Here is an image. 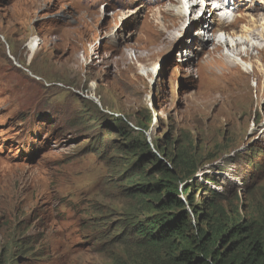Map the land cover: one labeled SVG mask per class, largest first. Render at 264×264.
I'll return each mask as SVG.
<instances>
[{
  "label": "rangeland",
  "instance_id": "rangeland-1",
  "mask_svg": "<svg viewBox=\"0 0 264 264\" xmlns=\"http://www.w3.org/2000/svg\"><path fill=\"white\" fill-rule=\"evenodd\" d=\"M191 1L0 0V264H264V0L216 2L246 70ZM168 193L187 238L153 244Z\"/></svg>",
  "mask_w": 264,
  "mask_h": 264
},
{
  "label": "trees",
  "instance_id": "trees-1",
  "mask_svg": "<svg viewBox=\"0 0 264 264\" xmlns=\"http://www.w3.org/2000/svg\"><path fill=\"white\" fill-rule=\"evenodd\" d=\"M143 190L147 193H149L150 190L156 191L155 188H144ZM158 202L155 203V208L157 209V211H172L173 213L171 217H169L168 215H163L161 216V218L156 219L155 222H151L150 224L143 226L141 229H139L140 232H146L145 235L148 236L151 243L157 245L173 243L175 239L186 240L188 224L187 218L185 216V202L170 193H168L164 199H159ZM176 210L178 211V213H176ZM149 227L150 231H147ZM247 232V227L237 225L232 229L231 237H240ZM254 246V250L257 251L256 255L260 259H262L264 254L262 253L260 244L257 243L254 244ZM202 251L206 252L207 250L202 249ZM194 255L195 253L191 251H181V257L179 258V261L183 264H197ZM216 263L223 264V261L216 260Z\"/></svg>",
  "mask_w": 264,
  "mask_h": 264
},
{
  "label": "bare ground",
  "instance_id": "bare-ground-1",
  "mask_svg": "<svg viewBox=\"0 0 264 264\" xmlns=\"http://www.w3.org/2000/svg\"><path fill=\"white\" fill-rule=\"evenodd\" d=\"M176 2L177 3L171 4L170 8H169V9H171L173 11V13L176 16V18H177V16L179 18H183V17L187 18V19L189 18L190 22H194L196 20V18L195 17H191V16H192V14L195 12V10L197 8L196 3L193 4V1H191V0H189L187 2H183V0H176ZM207 2L204 1L203 3L205 5H207V7L209 8V6H210L209 3L210 2L209 3H207ZM215 5H216V2H215ZM220 6L222 8L215 6L210 11L215 17L212 20L211 19L209 21L207 20L208 24H210L211 26L214 25L215 23H218V26H219V29H218L217 33L215 34L216 35L215 39L218 40V47L214 50V52L219 51L220 47L223 46V48L226 49L230 53V55L228 54L229 55L228 57L232 59L233 63L235 64V63H237L236 60H239V62L241 63V66L243 67V69L246 70V69H248V66H250V64H248V61H245L241 57L242 56V51H243L245 46H249L250 44H251L250 47L258 48V46H256V44L253 43L255 41V39L253 38V35H255V30L256 29H254V28L251 29L253 26L251 28H249L248 26L243 25L240 28L239 33L237 31H234L231 34L227 33L226 32V29H227L226 27L227 26H226L225 20H224L225 18H222V16L224 17V15H226V14H223L224 12L228 13L227 10H228V8H230L231 5H228V3H225V4H222ZM219 13H220V16H219ZM227 16H228V14H227ZM261 16H262V14H261ZM217 17H220V19L217 20ZM244 19H245V17H243V16L242 17H237L233 22H238L239 20H241V21L243 20L244 21ZM254 22H256V21H254ZM259 22H257V23L259 24ZM176 25H177V23L174 22V26H176ZM255 25L257 26V24H255ZM262 27H263V25H262ZM202 33H203V31H201V33H199V35H202ZM204 39L208 40V41L211 40L210 37L207 35V33H206V36L204 37ZM253 50H255V49H253ZM262 51L263 50H261V52ZM231 59L229 60L230 62H231Z\"/></svg>",
  "mask_w": 264,
  "mask_h": 264
}]
</instances>
